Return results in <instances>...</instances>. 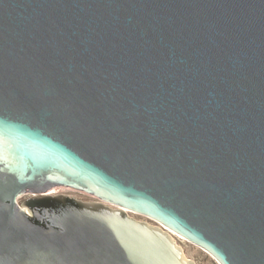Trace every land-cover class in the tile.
Returning a JSON list of instances; mask_svg holds the SVG:
<instances>
[{
    "label": "water",
    "instance_id": "water-1",
    "mask_svg": "<svg viewBox=\"0 0 264 264\" xmlns=\"http://www.w3.org/2000/svg\"><path fill=\"white\" fill-rule=\"evenodd\" d=\"M166 228L264 264V0H0V264H198Z\"/></svg>",
    "mask_w": 264,
    "mask_h": 264
},
{
    "label": "rangeland",
    "instance_id": "rangeland-1",
    "mask_svg": "<svg viewBox=\"0 0 264 264\" xmlns=\"http://www.w3.org/2000/svg\"><path fill=\"white\" fill-rule=\"evenodd\" d=\"M53 193L54 194L55 193L56 194H68V195L76 196V197L81 198L83 200H94V198L91 197L90 195L85 194V193L78 191V190H75V189H54ZM131 215L134 216L132 213H131ZM134 217H137V218H140V219H143V220H146V221L153 223L151 220H149L147 217H145L141 214L135 215ZM187 241L184 240L180 244L198 262V264H217L199 246L193 244L189 240H187Z\"/></svg>",
    "mask_w": 264,
    "mask_h": 264
},
{
    "label": "bare ground",
    "instance_id": "bare-ground-1",
    "mask_svg": "<svg viewBox=\"0 0 264 264\" xmlns=\"http://www.w3.org/2000/svg\"><path fill=\"white\" fill-rule=\"evenodd\" d=\"M53 191H54V189L51 191V194H54L53 193ZM62 192V191H61ZM68 192V191H67ZM127 211H128V214L129 215H131V213L135 216V215H139V213H137V212H134V211H131V210H128L127 209ZM132 216V215H131ZM167 229V228H166ZM171 234H172V236L179 242V243H181L182 241H187V239L186 238H184L183 236H181V235H179V234H177V233H175V232H173V231H171V230H169V229H167ZM188 242V241H187ZM201 248V247H200ZM204 252H206L217 264H221L219 261H217L209 252H207L206 250H204L203 248H201Z\"/></svg>",
    "mask_w": 264,
    "mask_h": 264
}]
</instances>
